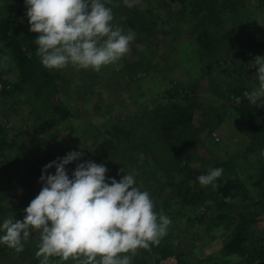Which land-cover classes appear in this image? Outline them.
<instances>
[{
	"label": "trees",
	"instance_id": "16d2710c",
	"mask_svg": "<svg viewBox=\"0 0 264 264\" xmlns=\"http://www.w3.org/2000/svg\"><path fill=\"white\" fill-rule=\"evenodd\" d=\"M169 1L180 8L179 10L182 9V28L186 26V23L190 25L187 29L192 39L191 52L195 56L194 58L210 59L213 57L214 50L218 49V45L220 48L226 45L228 49L235 52L234 54L230 52L226 57L219 58L225 64L234 60V56L245 61L263 55L264 40L261 37L254 40V35L250 31H244L242 35L232 38L231 36L235 33L233 32L234 28L231 27L230 29L233 33L225 35L221 24H217L218 20L214 17L224 9V3L229 5L233 0ZM12 2L14 5L17 2L22 3L14 12L0 11V52L2 49L8 50L12 59V68L16 70L15 76L10 77V79L7 76V70L0 72V84L2 86L0 91V188H3L2 181H7L11 188L10 194L18 191L17 186L23 187L24 190L21 202L14 208L11 204H6V195L0 190V219L5 216L4 210L10 207L12 209L11 217L14 219L13 222H16L23 220L24 209L39 193L37 188L41 183L39 179L42 168L37 165V162H34L35 157L27 159L21 166L18 165V160L5 157V153H7L5 147L8 146L9 142L7 140V128L3 123L7 120L5 109L1 106L7 104L13 108L11 115L7 114L8 118L21 116L24 113V120L29 123L30 129H38L43 134L49 133L52 127L56 129L63 127L68 131L67 134L72 137L77 133V129L74 128V124H70L76 118L64 103L65 98L61 97L63 93L65 94L64 97L69 94L67 92L69 85L67 86L65 76H61L56 70H49L42 66L40 58L36 55L35 34L29 31L24 0H12ZM234 6L236 5L233 4ZM233 13L242 18L240 9L238 12L234 8ZM124 21L130 28L134 26L131 21L123 19L122 23ZM115 25L117 26L116 23ZM138 40L142 43L141 39ZM179 43L180 40L176 38L173 44L179 46ZM141 57L142 61L137 60L136 64L142 67V74L149 75L152 74L150 72H153L155 88L166 89L167 97L164 98V101L157 102L155 106L150 105L151 101L148 100L147 102L144 101L145 106L135 104V106H130L129 110L124 107L125 115L116 116L108 124L105 122L103 124L106 129L104 134H97L91 140L82 142L83 146L80 152L86 154L87 160L85 162L103 164L107 168L106 179L115 178L117 181L124 175L120 171L121 168L126 174L135 170L138 173L135 177L136 186L142 191H148L151 197H159L165 189L170 188V196L173 199L170 201L167 199L165 203L161 204L157 213L160 214L161 211L168 209L171 205L170 202L175 200L173 202L175 205L170 208L172 212L169 213L173 214V216H169L172 219L169 225L171 230L177 229L179 231L188 225L196 224L205 229V234H210L211 239L215 240L216 236L222 239L218 255L210 256L203 263L264 264V226L258 229L259 219L255 220L260 216V213L264 214V97L257 99L255 104L250 103L243 94L246 91L249 92L251 88L245 87V85L235 87V95H232L230 99L225 97V102L229 104L226 107V112L241 118L247 129L246 138L248 142L241 155L249 156L248 159L251 160L252 175L249 176V180L250 187L255 194V197H252L249 190L241 188L242 183H240L236 172V157L225 162L218 161L202 171L191 168L192 161H197L199 157L191 150V153L186 156L187 146L191 141L186 143L187 139L184 138H187V134L190 133L194 111L196 108L200 110L199 105L196 104L198 84L195 83L191 87L186 83L177 85L176 67L163 64L164 62L175 63V61H180V58H177V55L176 57L169 55V61H164V58L167 57L164 54L154 60L151 58V61L143 54V51ZM212 62V66L211 62L208 64V70L221 66L216 67L214 65L219 62L218 60ZM151 66L155 69L152 70ZM88 74L91 75L83 69L82 72H76L73 69L69 74L72 78L69 82L73 84L74 90L79 89L83 97L90 94L91 90L86 89L87 86H85L87 83L85 78ZM91 77H94L93 74ZM172 82L176 84L172 85ZM233 84L234 81H231L226 88H231ZM8 85L10 87L7 89ZM136 86L139 88L141 83L140 86L138 84ZM170 90L174 91L173 95ZM223 95H225L224 92L221 96ZM154 96H156L155 99L158 98V95ZM31 98L35 100L44 98V103L42 102L44 106L37 108L32 105ZM247 101L249 114L239 113L240 108ZM219 123L220 121H218ZM81 125L84 126L83 123ZM78 126L79 129L84 130L82 133L84 135L86 127ZM197 128L199 127L194 128L195 134L198 133ZM213 130H215L214 126L209 129L208 133ZM136 131L139 132L136 133ZM139 133L142 134V139H139V142L137 139L133 140V137ZM33 137L45 149H48V140L40 139L37 135ZM151 137L153 139L149 141ZM78 139L81 140V138ZM206 140L211 144L213 143L209 136L206 137ZM164 151L167 153V158L163 157ZM125 153L129 155L126 156V159L137 161L139 164L133 163L125 166L116 164L118 156H123ZM141 154L144 157L142 160L140 159ZM155 155L157 162L154 159ZM43 159L40 157L37 161L41 162ZM45 159L50 160L51 156L47 155ZM111 166L113 169L109 168ZM66 168H68L67 173L69 174L71 170L75 169L74 162L67 165ZM214 168L224 169L222 175L213 184H210L212 189H208L207 186H196L197 178L206 175L209 170ZM159 171L162 172L164 178ZM33 179L35 182L32 181ZM235 201H239V204L241 201L242 205H236ZM255 210L258 211L255 212ZM168 233L167 231V235L160 240L158 245H152L155 249L161 246L160 256L145 252L147 255L142 258V264H157L160 258L168 255L176 256L179 264H186L180 246H174L173 241L178 237H185L187 234L174 235L172 233L169 236ZM192 234L193 232H191ZM32 246L28 245L23 248L22 252L15 253L14 249H9L6 245L0 244V264H40ZM68 263L74 264L71 260L67 261ZM50 264H60L59 258L51 259Z\"/></svg>",
	"mask_w": 264,
	"mask_h": 264
},
{
	"label": "rangeland",
	"instance_id": "374dc122",
	"mask_svg": "<svg viewBox=\"0 0 264 264\" xmlns=\"http://www.w3.org/2000/svg\"><path fill=\"white\" fill-rule=\"evenodd\" d=\"M104 2L106 3V6L112 8L114 15L112 21L113 25L116 26V23L117 26L124 29L125 33L129 30L135 33V39L129 45V53L118 62L102 67L99 72L90 69V71L86 70L88 73H91V75L93 74L94 77H91V75L88 74L87 78H85V81L87 82L85 84V86H87L86 89H91L90 94H87L85 97L80 94L78 88L74 90V86H72L73 84L69 82L70 79H72L69 76L71 71L74 69L76 72H82V69L69 65L62 70H56L61 76H65L67 86L69 85L67 87V92H69V94L64 97L65 94L63 93L61 94V97L65 98L64 103L76 118L75 121L70 123L74 124V128L77 129V133L72 137L67 134L68 131L63 127H58L57 129L52 127L47 134H43L40 130L35 128L30 129L29 123L24 120V113H22L21 116H11L8 118L7 114L13 112V108L9 107L7 104L4 105L5 107L1 106V108L5 109V118L7 120L3 123L5 128H7V140L9 142L8 146L5 147L7 151L5 157L18 160L19 162L17 161V163L20 166L27 159L35 157L36 160L34 162H37V165L43 170L47 164L58 158L62 159L69 152L81 151L83 146L82 142L84 140L89 141L97 134H104L106 129L103 127V124L105 122L108 124L109 121L113 120L116 116L125 115V108L126 110H129L130 106H135V104L145 106L144 101L147 102L148 100L151 101L150 105L155 106L157 102L164 101V98L167 97L165 93L166 89L155 88L154 73L150 72L152 74L143 75L142 67H139V65L136 64L137 60L142 61V51L149 60H151V58L152 60L157 59L159 56L166 54L167 57L164 58V61H166L168 60L169 55L172 57H176L177 55V58H180V61H175V63H163L166 66L176 67L177 85L180 83H186V85L191 87L194 86L195 83L198 84L196 94L197 103H195L199 105L198 108L200 110L196 108L194 111L193 119L190 124V133L187 134V138H184L187 139L186 143L189 140L191 141L187 146L186 156L192 152L199 157L197 161H192L191 168L202 171L208 169L218 161L225 162L236 157V172L240 183H242L241 188L249 190L252 197H255L254 190L251 189L249 180V176L252 175V165H250L251 160L248 159L249 156L241 155L248 142L246 138L247 129L241 118L235 117L234 115L233 117L232 113L226 112V107H228L229 104L225 102V97L230 99L232 95H235V87L245 85V87L251 88L249 92L254 90L256 86V81L254 79L256 69H250V66L248 65L254 62L255 57L241 61L240 58L234 56V60H230L231 62L225 64L222 59L219 58L226 57L230 52L231 54H234L235 52L228 49L226 45H224L223 48H220L218 45V49L214 50L213 57L210 59L194 58L195 56L191 52L192 39L187 29L190 25L186 23V26L182 28V9L179 10L180 8L175 4L170 3L169 0H138V2L131 8L124 4V0H104ZM21 3L22 2H17L16 5H14L12 0H0V11H6V13L10 11L14 12ZM233 4L236 6L233 7ZM223 7L224 9L221 10V12L219 11L216 14V17H214V15L213 17L218 20L217 24H221L223 31L226 33L225 35L235 32L231 36L233 38L242 35V32L244 31H250L252 35H254V40L257 37H261V39L264 40V0H233L229 5L224 3ZM234 8L238 12L240 9L242 18L233 13ZM123 19L131 21L135 27L131 26L130 28L125 21L122 23ZM241 22L245 23V25H242ZM230 24L233 25L231 26ZM231 27L235 29L233 32L230 31ZM176 38L180 40L179 46L173 44ZM138 39H141L142 43L139 42ZM222 43H224V41H222ZM261 56H264V52ZM215 60H218L219 62L214 65L216 67L218 65L221 66L208 70V64L211 62L212 66V61ZM151 69L154 70L155 68L151 66ZM4 70L8 71L7 76L9 79L10 77L15 76L16 70L12 68V59L9 52L8 50L2 49L0 52V72H5ZM231 81H234L233 86H231V88H226ZM136 84L140 87L138 88ZM171 84L175 85L176 83L172 82ZM9 87L10 85H8L7 89ZM1 90L2 86L0 84V91ZM170 91L173 95L174 91ZM223 92L225 95L221 96ZM154 95H158V98L155 99L156 96ZM43 99L44 98L41 100H35L31 98L30 100L33 101L32 105L41 108L44 106L42 104ZM248 110L249 103L247 101L246 104L240 108V111H238L239 113L244 112L249 114ZM218 121H220L221 124H218ZM81 123H83L84 126H82ZM78 125L83 128L86 127L84 135L82 134L84 133V130L79 129ZM197 126L199 127L197 128L198 133L195 134L194 128ZM213 126L215 127V130L208 133L209 129ZM138 132L139 131H136V133ZM36 135L40 139L49 141L48 149H45V147L34 139L33 136ZM208 136L214 144H211L206 140V137ZM78 138H81V140ZM134 139H137L139 142V139H142V134H137L133 137V140ZM152 139L153 137H151L149 141ZM194 146L196 148H193ZM47 155L51 156L50 160L45 159ZM85 155L86 154L83 153L81 159L74 161V168L77 164L84 163L87 160ZM127 155L125 153L123 156H118L116 164L120 166L131 165L133 163L139 164L137 161L126 159ZM40 157L44 158L41 162L37 161ZM163 157L167 158V153L165 151ZM154 159L155 162L158 161L156 155L154 156ZM109 168L113 169L112 166ZM67 170L68 168H66V171ZM74 170L75 169L69 172V177H71ZM186 171L191 173L188 170ZM54 173L55 168L48 170V174ZM160 174L162 175V172H160ZM162 177L164 178L163 175ZM32 181L35 182L34 179ZM2 182L3 188H0V190L6 195V204H11L12 208L16 207V205L22 200L23 187L17 186L18 191L10 194L9 191L11 188L9 187V183H7V181ZM195 183L196 186L201 187L198 180H196ZM207 187L208 189H212L211 185H208ZM41 188L42 183L39 184L37 188L38 191H40ZM169 191L170 188H167L159 195V197H151L154 202V211L158 212L160 210V205L165 203L167 199H169V201L173 199V197L170 196ZM174 201L170 202L171 205L168 209L161 211L160 213L167 217L173 216V214L169 213L172 212L170 208L175 205L173 204ZM235 203L236 205H242L241 201L240 204L239 201H235ZM8 208L4 210L5 216L0 219V225H2L5 219L11 217L12 209L10 207ZM257 211L258 210H255V212ZM169 218L172 221L171 217ZM255 220H258L257 228L261 229L264 226V214L260 213V216ZM167 231L169 232V236L172 233H174V235L180 233L187 234L185 237H178V239L173 241L174 246H180V249L185 256L184 262L186 264H206L203 262L207 261L210 256H217L219 253L222 239L217 238V236L215 240L211 239L210 234H205V229L198 227L196 224L191 226L188 225V227L181 228L179 231L177 229L173 231L168 227ZM191 232H193L194 235H191ZM0 235H3V233H0ZM38 243L39 233L33 232L28 240L23 242V248H26L28 245H33L32 248L37 252ZM160 249L161 246L157 249L151 246L150 250L138 249L137 254L132 258L131 264H142V258L147 254H156L160 256ZM145 252L149 253L145 254ZM169 256H173L176 259L177 264H179L176 256ZM65 264H67V262H65Z\"/></svg>",
	"mask_w": 264,
	"mask_h": 264
},
{
	"label": "clouds",
	"instance_id": "9594fccd",
	"mask_svg": "<svg viewBox=\"0 0 264 264\" xmlns=\"http://www.w3.org/2000/svg\"><path fill=\"white\" fill-rule=\"evenodd\" d=\"M138 0H124L131 8ZM29 31L35 34L36 55L43 67L62 70L69 65L99 72L130 51L135 33L114 26L112 8L104 0H24ZM255 68L256 86L244 92L255 104L264 97V56L249 64ZM69 152L42 170V188L24 209L22 221L12 217L0 225V244L23 251V242L39 233L36 257L40 264L59 258L60 264H131L138 249L150 250L167 235L169 217L154 211L148 191L136 186L138 173H124L117 181L106 179L107 168L94 162L79 163L69 177L66 166L82 158ZM143 154L140 159L142 160ZM55 168L54 174L48 170ZM222 168L199 176L208 186Z\"/></svg>",
	"mask_w": 264,
	"mask_h": 264
},
{
	"label": "built area",
	"instance_id": "2783aa9c",
	"mask_svg": "<svg viewBox=\"0 0 264 264\" xmlns=\"http://www.w3.org/2000/svg\"><path fill=\"white\" fill-rule=\"evenodd\" d=\"M157 264H177L176 259L173 256H166L159 260Z\"/></svg>",
	"mask_w": 264,
	"mask_h": 264
}]
</instances>
